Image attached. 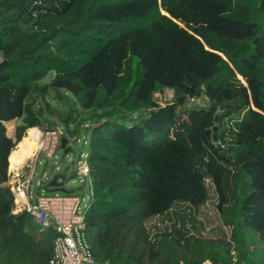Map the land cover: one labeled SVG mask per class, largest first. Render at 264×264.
<instances>
[{
    "label": "trees",
    "instance_id": "obj_1",
    "mask_svg": "<svg viewBox=\"0 0 264 264\" xmlns=\"http://www.w3.org/2000/svg\"><path fill=\"white\" fill-rule=\"evenodd\" d=\"M0 49V264L53 256L55 230L16 212L9 174L47 111L73 138L90 129L97 260L264 264V0H0Z\"/></svg>",
    "mask_w": 264,
    "mask_h": 264
},
{
    "label": "built area",
    "instance_id": "obj_2",
    "mask_svg": "<svg viewBox=\"0 0 264 264\" xmlns=\"http://www.w3.org/2000/svg\"><path fill=\"white\" fill-rule=\"evenodd\" d=\"M198 100L195 97L190 99L192 103L196 104H198ZM40 132L39 147L34 154L36 161L40 154H44L49 158L56 156V150L59 149L63 137L61 131L57 128L46 129L45 131L40 130ZM87 156L86 154L84 155L76 171L80 177L90 179V165ZM16 169L23 170L25 168ZM34 172L35 167L29 168L24 180H20L21 173H17L16 180L11 185V188L15 196L16 212L25 210L40 228L55 230L53 256L49 264H109L108 260H97L94 256L84 232L85 213L90 204L82 211L80 208L82 199L78 195L70 193L64 195L39 194L33 202L25 201L21 206H17L20 205L18 198H26L28 193H30ZM44 176H47L46 173H44ZM43 184V180H38V186L41 187Z\"/></svg>",
    "mask_w": 264,
    "mask_h": 264
},
{
    "label": "rangeland",
    "instance_id": "obj_3",
    "mask_svg": "<svg viewBox=\"0 0 264 264\" xmlns=\"http://www.w3.org/2000/svg\"><path fill=\"white\" fill-rule=\"evenodd\" d=\"M53 77H54V72H50L42 81L49 82ZM173 95H174L173 90L167 89L163 93L156 94V102L161 105L172 102L174 99ZM47 100L52 105L55 106V109L57 107H60L62 110L67 111V107L64 105V103L56 99L55 92L53 90H51L50 96L48 97ZM70 100L71 102L74 101V99L71 97ZM198 101L199 102L197 105L203 108H205L209 103L208 98L205 96H202ZM47 112H45L46 117L52 120L54 123L50 125V127L42 126L36 128H39L42 131H45L46 129H55V128L59 129L63 137L64 135L68 136L67 139L69 141L67 146L70 147V150L68 152H65L62 148H59L56 150V156L52 158H49L44 154H40L41 156H39L40 158L38 157L37 161L35 160L36 156L34 155L36 151L33 153L34 156L32 155L31 157H29V161L27 163L25 162V166H24L25 171L27 172L29 168H32V166L36 164V168L34 172V180L31 183V187H30V195L37 196L39 194H50V195L66 194L59 190H54L52 192H49V188H48L49 182L52 180V178L55 175L59 173H65L66 174L65 188L68 191H71L70 194L78 195L82 199L80 208L83 211L85 210L86 206L89 205L91 202V190H92L91 180L89 178L80 177L77 174L76 170L79 162L83 160L84 155L85 154L88 155L89 153V139L91 133L90 129L82 128L81 130H79L78 135L75 138H73L72 136L67 134L64 122L58 116H55L54 114L50 115ZM139 114L140 112L136 113L134 116H138ZM18 123H20V120H18ZM15 125H16L15 122L10 123L9 130L12 131ZM53 125L55 127H53ZM188 125L189 122L187 118H185L184 114L182 113L176 114V120L173 130L174 134L177 136L178 135L184 136V133ZM70 126L72 128L74 127L73 124H71ZM81 154H83V156H81ZM57 167L59 168L57 169ZM44 173H46L47 176H44ZM38 180H43L44 183L43 186L40 187L37 185ZM204 211L206 212V214H209V217H206L205 219V226H207V230L209 231V233H212V231L214 230V227L212 225V223L215 221L214 215L210 207L206 208ZM206 264H209V262H207Z\"/></svg>",
    "mask_w": 264,
    "mask_h": 264
},
{
    "label": "bare ground",
    "instance_id": "obj_4",
    "mask_svg": "<svg viewBox=\"0 0 264 264\" xmlns=\"http://www.w3.org/2000/svg\"><path fill=\"white\" fill-rule=\"evenodd\" d=\"M40 135L41 132L38 128L27 130L26 136L17 144L16 149L10 155L11 169L19 167L27 158L33 155L39 147Z\"/></svg>",
    "mask_w": 264,
    "mask_h": 264
},
{
    "label": "water",
    "instance_id": "obj_5",
    "mask_svg": "<svg viewBox=\"0 0 264 264\" xmlns=\"http://www.w3.org/2000/svg\"><path fill=\"white\" fill-rule=\"evenodd\" d=\"M4 56H5L4 51H2L0 49V57L3 58ZM219 118H220V115L217 114L216 118H215V124L212 127V134H213L215 142H218V140H219ZM68 141L69 140L66 137H63L61 139V148L65 152H68L70 150V147L67 146ZM65 180H66V174L65 173H59V174L55 175L48 184L49 192H52L54 190H59V191H62L66 194L71 193V191H68L65 188Z\"/></svg>",
    "mask_w": 264,
    "mask_h": 264
},
{
    "label": "crops",
    "instance_id": "obj_6",
    "mask_svg": "<svg viewBox=\"0 0 264 264\" xmlns=\"http://www.w3.org/2000/svg\"><path fill=\"white\" fill-rule=\"evenodd\" d=\"M35 128V127H34ZM17 147V146H16ZM16 149V148H15ZM14 151V150H13ZM12 151V152H13ZM41 156V155H40ZM10 158V157H9ZM40 158V157H39ZM10 160V159H9ZM29 161V158H27L22 164H21V167L19 166V167H17V168H25L24 166H25V162L27 163ZM10 162V161H9ZM30 166V165H29ZM33 167H35L36 168V164H34L33 166H32V168ZM16 168H14V169H11V167H10V165H9V174H10V184L12 185L13 184V182L16 180V174L17 173H21V176L19 177L20 178V180H24L25 178H26V174H27V172H28V170H27V172L25 171V169H23V170H15ZM19 178H17V179H19ZM36 197L37 196H31L30 195V193H28V196L25 198V197H20V198H18V203L20 204V205H17L18 207L19 206H21V204L23 203V202H33L35 199H36Z\"/></svg>",
    "mask_w": 264,
    "mask_h": 264
}]
</instances>
